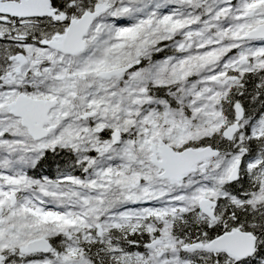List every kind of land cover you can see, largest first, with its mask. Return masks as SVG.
Wrapping results in <instances>:
<instances>
[{
  "label": "snow or ice",
  "instance_id": "snow-or-ice-1",
  "mask_svg": "<svg viewBox=\"0 0 264 264\" xmlns=\"http://www.w3.org/2000/svg\"><path fill=\"white\" fill-rule=\"evenodd\" d=\"M0 264H264V0H0Z\"/></svg>",
  "mask_w": 264,
  "mask_h": 264
}]
</instances>
